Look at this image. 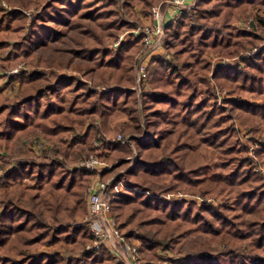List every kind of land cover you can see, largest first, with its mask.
<instances>
[{
  "label": "trees",
  "instance_id": "trees-1",
  "mask_svg": "<svg viewBox=\"0 0 264 264\" xmlns=\"http://www.w3.org/2000/svg\"><path fill=\"white\" fill-rule=\"evenodd\" d=\"M4 1L0 48H11L0 56V67L23 61L34 68L7 75L18 87L9 98L0 92V148L9 149L18 134L33 128L62 142L63 134L83 128L61 149L38 161L21 158L0 177V264H115L104 248L77 251L91 237L85 225H75L85 213L91 172L64 160L69 146L91 140L97 129L103 148L128 156L115 157L103 177L131 162L113 176L106 195L117 229L126 239H140L146 259L160 260L158 249L197 233L222 247L197 242L164 264H264V183L253 170L264 166V44L225 66L211 69L206 60L210 52L230 57L258 45L263 18L259 34L232 23L248 7H264V0H195L165 22L161 51L147 59V84L136 80L140 35L129 34L115 48L108 43L134 28L124 18L133 16L130 6L141 3L145 14L161 0ZM36 2L40 10L27 17ZM210 81L230 96L221 99L222 107ZM229 110L257 141L256 161L236 142ZM93 115L97 120L85 121ZM118 129L134 146L133 160L126 142L111 139ZM23 178L29 183L9 189ZM119 181L123 188L114 191ZM176 192L219 197L220 204L166 197Z\"/></svg>",
  "mask_w": 264,
  "mask_h": 264
},
{
  "label": "rangeland",
  "instance_id": "rangeland-1",
  "mask_svg": "<svg viewBox=\"0 0 264 264\" xmlns=\"http://www.w3.org/2000/svg\"><path fill=\"white\" fill-rule=\"evenodd\" d=\"M195 0H186L187 3V7L185 8H180V7H176L175 5L172 4H166L165 0H161L159 2L154 3L149 11L147 13H142L139 8L141 6V3H137L134 4L133 6L129 7V10L131 11V14L133 16H125L124 10L121 6H119V12H121V15L126 18V20H128L129 22H133L135 23L134 28L130 29H125L122 30L120 32H118L115 36V38L111 41H109L108 45L111 48H115L117 45H119L122 41H124L125 39L128 38L129 34H133V35H140V40L138 42V52L135 56V70H136V80L137 82L142 80L144 81V83L149 80L151 72H152V66L150 64H147V59L151 54H155V53H159L161 51V46H162V41H163V33L161 35L160 42L157 46H154L152 48H148V47H143V38H142V29L145 27H150L151 25H153V20L151 17V8L154 5H158L161 4V10L163 12V26L165 24V22L170 21V20H174L183 9H189L193 6ZM0 2L5 5V1L4 0H0ZM118 2V1H117ZM41 8V4L39 3H35L33 4L29 10L26 11L27 17H30V15L35 12L40 10ZM169 10V12H167V10ZM263 18L264 19V7H248L247 9L243 10L241 12V14H239L236 18L235 21H233L232 25L235 28H238L239 30H253L254 32H256L257 34L262 33L263 30L260 29L261 25H260V21L259 19ZM139 20V22H137ZM154 39H156V36H153ZM257 46H253L251 48L248 49H244L239 51V53L237 55H233L228 57V55H222L219 54L218 52H210L207 57L206 60L209 62L211 69L215 68L216 66H225L228 65L230 63H234V62H238L239 61V57L240 56H244L248 53H253L256 52L258 50V48H260L263 44H264V38L259 41L257 43ZM11 46H4L3 48H0V56H4L5 53L10 50ZM45 49L41 48V46L37 47L35 49V51L41 55V51H44ZM141 59V64L145 67V69L147 70V77L144 79H137V68H138V60ZM221 62H225L224 64ZM33 67H30L29 65H27L26 63H24L23 61H18L16 62L15 65H13L12 67L9 68H1L0 67V92L3 93V95H5L6 97H12L15 95L16 91H17V87H18V81H9L7 78V75L9 74H13V73H17L20 70H29ZM212 72V71H211ZM60 73L64 74V73H68V70H66L65 68H62L60 70ZM209 76L211 75V73L208 74ZM210 86L211 89L214 90L215 94H216V101L218 103L219 106L222 107V103H221V99L225 98V97H230L227 93V91L225 89H221L219 88L217 85H215L212 81H210ZM249 98V96H247ZM227 110V109H226ZM228 112V116H230V120L228 121V125L229 126H233L235 128V130L237 131V136H236V142L241 145L243 148H245L246 152L245 154H248L251 158L252 161L253 159L256 161L257 157L255 155V146L257 143V141H254L253 139V134L251 131H249V129L245 126H242L239 121L237 120V118L235 117L234 113L231 112L230 110L227 111ZM122 118H124V120H121ZM120 119H118L119 121H123L125 123H128V119L126 117H122ZM92 120H97V116L93 115L92 117H86L85 121L89 122ZM116 120V121H118ZM114 121L112 123V125L116 122ZM83 128V127H82ZM82 128L76 127L73 130L63 134V142L62 141H58L55 138H47L45 136H43L41 134V129L40 128H33L31 130H29V132H23L18 134L13 141V144L10 146L9 149H6L4 146H1L0 148V155H2L4 157V161L6 160V162H2V164L0 165V177L6 173L8 170H10L12 167L15 166L16 161L21 159V158H31L33 160H41L42 155L44 152L47 153H51V151H53L54 149H61L63 147V145L69 144L71 142V140L73 139L74 136L80 134L82 132ZM120 135L121 138L117 139V135ZM125 134L122 132V130L118 129L116 130L113 134H111V139L113 140H119V142H126L129 147L132 149L133 151V155L131 160L134 159L135 157V151H134V146L132 144V142H130V140L128 138L124 137ZM262 138H264V134L262 136ZM98 142V144L95 146L94 142ZM65 142V143H64ZM97 149V155L98 157L104 162L106 163V166H103L102 168H100L101 170H99V172H94V171H90V177L88 179V182L83 190V200L85 203V213H86V199H87V189L89 184L96 179L102 180L107 182V184H109L111 182V180L113 179V176L118 173V172H122L124 171L126 168L130 167L131 162H129L126 165L120 166L117 169H114L112 171H110L108 174H106L104 177L101 175L102 170L104 169V167H111L113 163L116 162V158L119 156V158H127L128 156L122 153H118V156H113L112 154H110V150L109 149H105L101 146V137H100V130L97 129L95 130V132L93 133L91 140H87L86 142H79V143H75L72 144L71 146H69V150H68V155L67 158H64L66 165L68 167H83L82 162L84 160V156L90 152V151H95ZM116 157V158H115ZM258 167V170L255 171L254 167ZM253 170L255 173H257L259 176H261V181H263L264 183V166H259V165H254ZM88 170V169H87ZM29 181L26 178L23 179H17L15 180L10 186L9 189L11 191H15L18 188V185H22L24 186L25 184H28ZM118 183H120L118 185ZM117 184V188L113 189L114 191L120 190L123 188V184L119 181L116 183ZM111 189L110 187L108 188L107 192H109ZM1 197V196H0ZM166 197H182L185 198L187 200H191L193 201L196 205H199L201 202L204 204H211L212 206H219L220 204V198L219 197H213V196H206V197H200L198 194H194V193H190V192H176V193H168L166 194ZM232 200V199H231ZM0 212H1V207H0ZM84 213V215H85ZM110 213V212H109ZM84 215L82 217H77L76 221L81 220ZM110 215L112 216V214L110 213ZM113 217V216H112ZM115 221V220H114ZM76 225V222H75ZM84 225V224H83ZM86 226V225H85ZM87 227V226H86ZM136 234H140L139 231H135ZM90 240V239H89ZM88 240V241H89ZM127 240H129V242L133 243L138 250V256H139V263L138 264H148V263H152V264H164V260L167 257H180L183 254H185L188 250H190V248L193 247V245L197 242H205L206 245L203 244V248H216L219 249L222 247L221 244H217L214 243L212 241H209V238L205 235V234H197V233H190L188 234L185 239L179 241L178 243H176L174 245V247L172 248H168V249H158L157 253L158 256L161 258L160 260L157 259H146L144 257L143 254H141V252L139 251V246L141 244L140 239L137 236H131L129 237ZM87 241V242H88ZM82 243L77 251H80L81 249L84 248V245L87 243ZM36 248H38L39 250L41 249H49L52 248L51 247H43L41 248V245H37ZM148 254L149 252L146 251ZM117 264L114 259L112 258V263Z\"/></svg>",
  "mask_w": 264,
  "mask_h": 264
},
{
  "label": "built area",
  "instance_id": "built-area-1",
  "mask_svg": "<svg viewBox=\"0 0 264 264\" xmlns=\"http://www.w3.org/2000/svg\"><path fill=\"white\" fill-rule=\"evenodd\" d=\"M166 4H172L176 7H187L186 0H165ZM151 17L153 25L142 29L143 47L152 48L160 42L163 33V12L161 4L154 5L151 8ZM153 36L157 38L154 39ZM225 63V62H221ZM147 77V70L138 60L137 79ZM117 139L121 136L118 134ZM98 142H94L96 146ZM82 165L94 172H99L103 166H106L97 155L96 151H90L84 156ZM255 171L258 167H254ZM120 183H118L119 185ZM120 186V185H119ZM108 184L105 181L93 180L87 189L86 213L84 217L76 222L87 226L91 233L90 240L84 245L85 250L106 249L117 264H138L139 256L137 247L129 242L117 229L114 218L110 215L109 198L106 195ZM114 188H117L115 184Z\"/></svg>",
  "mask_w": 264,
  "mask_h": 264
},
{
  "label": "crops",
  "instance_id": "crops-1",
  "mask_svg": "<svg viewBox=\"0 0 264 264\" xmlns=\"http://www.w3.org/2000/svg\"><path fill=\"white\" fill-rule=\"evenodd\" d=\"M166 10H167V9H166ZM167 12H169V10H167ZM121 120H124V118H122ZM97 149H98V148H96V150H95L96 152H97ZM98 150H99V149H98Z\"/></svg>",
  "mask_w": 264,
  "mask_h": 264
}]
</instances>
